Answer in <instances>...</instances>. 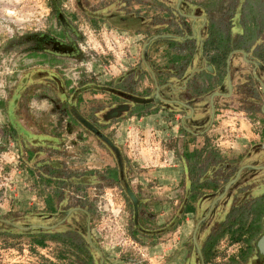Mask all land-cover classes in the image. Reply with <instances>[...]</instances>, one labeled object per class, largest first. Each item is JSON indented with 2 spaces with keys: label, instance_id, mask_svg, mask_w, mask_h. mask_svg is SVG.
I'll return each mask as SVG.
<instances>
[{
  "label": "rangeland",
  "instance_id": "374dc122",
  "mask_svg": "<svg viewBox=\"0 0 264 264\" xmlns=\"http://www.w3.org/2000/svg\"><path fill=\"white\" fill-rule=\"evenodd\" d=\"M189 1L206 13L214 32L223 37L229 33L232 39L236 29L240 30V22L251 25V19L242 14L249 11L247 1L256 12L257 23L264 16V0ZM102 2L0 0V264H85V254H74L61 243L47 238L42 239V244L36 242L38 232L34 228L49 229L30 225L35 223L36 213L45 212L42 202L56 204L61 210L80 207L88 211L89 240L84 231L82 236L93 264H198L192 240L198 216L182 215L185 196L180 172L186 166L179 157L182 149L233 159L261 142L264 116L259 111L258 95L247 66L239 63L235 77L238 100L222 102L213 119L211 108V121L204 127L186 125L187 131L196 133L194 136L184 132L176 116L161 112L142 120L125 118L105 130L129 169L128 185L133 191L138 190L142 200L135 223L127 191L76 182L81 173H98L113 161L95 140L76 143L69 137L59 141V128L50 121L63 117L61 108L52 92L37 83L44 73L36 66H53L57 75L68 78L74 87L81 81L100 84L135 65L142 49L140 36L109 26L89 25L88 19L98 21L96 12ZM255 43L264 44V28ZM147 48L148 63L163 68L171 56L167 55L168 46L158 41ZM40 54L45 56L41 61ZM234 61L232 56V75ZM260 70L264 81V69ZM198 81L201 91L216 89L203 73ZM135 83L134 88L139 90L146 80L138 77ZM93 93H84L78 101L77 111L85 119L98 106ZM19 123L41 133L36 148L44 153L39 161L47 162L41 166L43 177L36 178L24 170L20 159L23 148L17 134ZM262 161L264 158H257L254 164ZM261 178L264 182V174ZM205 209L206 206L202 212ZM1 219L11 224H2ZM199 224L202 226L204 221ZM81 225L84 227L83 217ZM91 240L95 251L90 249ZM256 240L252 237L251 253L242 264H264V257L256 253ZM238 251L224 235L212 251L207 249V264H228L230 260L241 264Z\"/></svg>",
  "mask_w": 264,
  "mask_h": 264
},
{
  "label": "flooded vegetation",
  "instance_id": "af4514ba",
  "mask_svg": "<svg viewBox=\"0 0 264 264\" xmlns=\"http://www.w3.org/2000/svg\"><path fill=\"white\" fill-rule=\"evenodd\" d=\"M101 1L102 5L96 12L98 21L93 23L88 19L89 25H98L100 28L109 26L122 33L140 36L142 49L136 64L100 84L81 81L72 87L67 81L69 79L59 77L53 66L41 63L37 64L36 68L44 74L37 83L45 91L52 92L56 98L55 102L61 108L59 110L63 117L54 122L50 121L53 127L59 128L57 131L60 133L59 141L62 142L69 137L76 143L95 140L109 152L113 161L112 165L98 173H81L75 181L79 180V184L118 187L119 192L127 191L131 195L128 198L132 208V221L135 223L139 217V205L142 200L137 195L138 190L133 191L128 185L126 174L129 169L118 147H115L110 137L104 133L105 130L110 128L112 123H118L125 118L142 120L161 112L176 116L180 127L192 137L196 133L187 131L189 128L187 129L186 125L204 127L211 121V108L213 119L217 106L222 102L238 100L235 96L237 91L235 77L236 66L239 63L247 66L248 75L255 84L258 95L256 99L259 111L264 116V81L259 74L260 68L264 69V64L252 55L253 47L247 50L244 44H239L242 40L230 38L227 36L229 33L223 37L214 32V25L206 13L189 0ZM146 2L149 5H146ZM151 4L158 6L151 7ZM158 41L168 46L167 55H171L167 57L166 65L159 69L148 63L146 55L147 47ZM258 44L261 43L254 42L253 46ZM39 56L41 58L39 61L45 58L44 55ZM232 56L235 57L233 63L235 75L229 71ZM201 73L207 82L215 85V90L209 93L208 90L201 91L198 81ZM138 77H144L146 80L145 85L139 90L134 88ZM88 91L94 92L93 100H96L98 106L92 111V116L85 119L78 113L77 105L81 96ZM17 134L23 148L21 161L26 163L29 173L33 172L36 178L43 177L41 166L47 162L39 161L38 158L44 153L36 148L41 142L39 140L41 133L37 129L30 131L24 123H19ZM262 134L259 144L248 148L242 155L233 159L226 158L228 161L221 155L216 158L213 153L194 151L197 158L191 163L197 162L198 167L192 173L188 171L189 163L181 157L182 162L186 164L180 177L182 194L185 196L182 215L198 216L192 229L198 264H207V249L212 251L214 245L224 235H228L229 242L239 249L241 259L239 262L241 264L246 262L250 247L249 239L251 241L252 237L258 238L264 230V182L261 178L264 167L256 169L263 166L264 161L260 165L254 164L257 158H264V131ZM71 135H74L72 139ZM29 145L37 151L31 149ZM32 158L34 161H31ZM42 204V208L45 206V212L36 213L33 217L35 223L30 225L49 229L34 228L38 232L35 237L37 243L41 238L49 240L51 235L66 232L83 238L82 231L85 235L90 218L86 209L69 207L61 210L56 204L48 205L44 202ZM204 206L206 209L202 212ZM82 217L84 227L81 225ZM201 221H204L202 226L199 224ZM1 222L11 224L8 220ZM92 244L90 249L97 250ZM67 248L74 254L77 252L85 254V264H93L89 246L86 244L82 250L74 246ZM256 253L258 254L257 248ZM237 263L230 260L228 264Z\"/></svg>",
  "mask_w": 264,
  "mask_h": 264
},
{
  "label": "trees",
  "instance_id": "16d2710c",
  "mask_svg": "<svg viewBox=\"0 0 264 264\" xmlns=\"http://www.w3.org/2000/svg\"><path fill=\"white\" fill-rule=\"evenodd\" d=\"M246 7L247 10H249L248 12L245 10L242 13V8L240 10L241 13L245 15V18L249 17L251 19V25H247L245 22H240L239 23L240 30L239 32H237V34L234 35V38H237V40L238 39L242 40V42H239V44H244L247 50L253 47L251 51L252 55L258 58L261 61V63L264 64V44H258L253 46V43L260 36V34H262V29L264 28V16H261L259 23H257L256 21L257 15L255 10L252 8L250 1H247ZM213 154L216 155V158L217 156H219L218 153H213ZM182 158L186 163H189L190 166L188 167V171L190 173H192L198 167L197 162L191 163L192 160H195L197 158L196 155L194 154V151L190 153L184 151L182 153ZM42 239L43 238L40 239L39 244L43 243ZM49 240L59 241L61 242V244H65L67 246H72V247L74 246L79 250H82L83 245L85 244L84 239L82 237H80L79 235H73L69 232L61 233V234L59 233L54 236L51 235L49 237ZM249 243H250V239H249ZM250 253H251V247H249L247 255H250ZM262 257H264V255Z\"/></svg>",
  "mask_w": 264,
  "mask_h": 264
},
{
  "label": "water",
  "instance_id": "95a60500",
  "mask_svg": "<svg viewBox=\"0 0 264 264\" xmlns=\"http://www.w3.org/2000/svg\"><path fill=\"white\" fill-rule=\"evenodd\" d=\"M259 168H261V167H259ZM127 195L129 197H131V195L128 192H127ZM263 223H264V219H263ZM86 238L89 240L88 230H86ZM89 243H90V241H89ZM255 246L257 248L258 255L263 256L264 255V230H263L262 234L257 238V240L255 242Z\"/></svg>",
  "mask_w": 264,
  "mask_h": 264
},
{
  "label": "crops",
  "instance_id": "0c3cea01",
  "mask_svg": "<svg viewBox=\"0 0 264 264\" xmlns=\"http://www.w3.org/2000/svg\"><path fill=\"white\" fill-rule=\"evenodd\" d=\"M236 32H239V29H236ZM179 131L181 132V130L179 129ZM182 133V132H181ZM262 136H260L259 137V140L260 139H262V137H263V134H261ZM202 145V144H201ZM182 153H183V149H182V151H181V153H180V155H179V157L181 158L182 157ZM182 159V158H181ZM31 161H34V158H32V160ZM21 163L23 164V167H24V170H25V172H29V168H27V165H26V163H23L22 161H21ZM180 174H181V172H180ZM32 175L34 176V173L32 172ZM184 215H186V214H184Z\"/></svg>",
  "mask_w": 264,
  "mask_h": 264
}]
</instances>
